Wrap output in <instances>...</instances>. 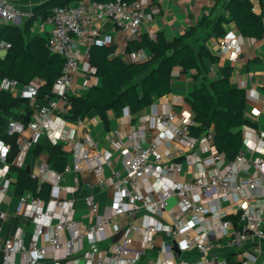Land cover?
<instances>
[{
	"label": "built area",
	"instance_id": "obj_1",
	"mask_svg": "<svg viewBox=\"0 0 264 264\" xmlns=\"http://www.w3.org/2000/svg\"><path fill=\"white\" fill-rule=\"evenodd\" d=\"M145 1L92 0L54 7L41 25L52 24L50 50L65 62L51 95L40 98V85L35 81L25 84L14 78L0 79V89L20 97L31 110L28 122L8 121L7 132L16 136L17 144L12 161V145L0 136V207L12 185L15 171L11 166L24 167L32 147L44 141L52 145L63 142L71 150L63 170L42 161L33 171L40 182L51 184V204L45 205V199L29 191L19 195L23 216L31 217L37 227L28 243L22 228L3 241L0 237L2 264H16L19 254L22 264H46L50 258L53 264L63 260L68 264L80 260L83 264H140L147 249H155L156 235L162 233L171 237L170 243L161 247L169 255L149 259L148 264H229L213 254L220 242L236 249L239 261L234 264H264V130L258 133L256 144L242 147L236 159L229 161L214 144L213 131L199 138L190 135L189 125L195 123L193 111L169 109L153 118L158 134L151 141L142 126L108 136L114 147H122L125 159L122 169L112 167L107 176L106 168L114 161L112 153L91 135L77 139L76 130L68 126L70 95L83 55L89 56L92 45L115 43L114 35L102 31L97 22L115 21L126 32V39L139 38L142 23L152 18ZM33 15V10L21 9L14 0H0V27ZM237 35L230 31L218 42L220 54L231 61L240 59L242 53ZM80 42L85 43L84 51ZM10 47L0 35V49ZM129 58L144 61L147 55L139 49L130 51ZM250 139L244 137V143ZM174 141L184 143L187 149L174 150ZM201 143L207 145L204 156L198 150ZM184 164L198 166L199 173L191 179L182 178ZM210 164L212 168L207 169ZM75 171L93 175L88 187L114 192L113 207L105 212H101L95 195L85 196L89 215L94 217L90 224L75 217L74 200L60 196L68 189L67 176ZM171 198L177 199L180 215L174 223L165 224L157 215L167 209ZM0 216H4L1 211ZM108 232L119 236L103 248ZM174 241L180 254L174 250ZM248 243L252 247L244 248ZM192 253L198 255L193 257Z\"/></svg>",
	"mask_w": 264,
	"mask_h": 264
},
{
	"label": "trees",
	"instance_id": "obj_2",
	"mask_svg": "<svg viewBox=\"0 0 264 264\" xmlns=\"http://www.w3.org/2000/svg\"><path fill=\"white\" fill-rule=\"evenodd\" d=\"M72 1L79 0H46L34 8V15L25 22L23 28L12 24L0 27V35L11 43L6 55L0 57V79L14 78L26 84L38 78L43 81L40 98L51 95L65 59L50 50L48 37L33 31V23L39 18L45 20L52 15L45 13L46 8L52 7L53 11L54 7L67 5ZM226 9L228 15H213V11L204 14L196 27L172 40L163 32H158L156 37L145 33L129 40L128 51L148 49L151 52V56L145 61L128 62L115 53L113 45H92L89 61L100 83L91 85L80 95H70L72 107L66 118L77 121L95 110L105 129L109 130L110 111L118 112L127 108L132 114H136L157 98L170 93L175 68H180L184 73L191 69L200 70L203 54L216 60L205 44H201L199 51H196L188 39L190 34L199 29L206 38L219 36L224 33L225 23L234 22L242 35L264 38V13H257L251 0H228ZM231 72V66L222 67L220 78L213 80L209 86L196 85L188 97L195 120L194 124L189 125L190 135L199 138L213 131L214 144L225 153L229 161L236 159L244 145L242 127L246 124L255 125L244 117L246 90L232 84ZM21 102L24 100L20 97L0 89V136L12 145L10 161L17 153V144L16 136L7 132L8 121L13 118L28 122L30 119L31 110L27 113L15 112ZM35 149L37 155L46 152L48 163L58 171L64 169L70 154V148L63 142L56 145L42 142ZM11 170L17 173V194L29 191L42 199L50 197L51 184L40 182L31 169L12 165Z\"/></svg>",
	"mask_w": 264,
	"mask_h": 264
},
{
	"label": "crops",
	"instance_id": "obj_3",
	"mask_svg": "<svg viewBox=\"0 0 264 264\" xmlns=\"http://www.w3.org/2000/svg\"><path fill=\"white\" fill-rule=\"evenodd\" d=\"M44 1L46 0H14L18 7L23 10H34L36 6ZM80 1L90 2L92 0L72 1L69 4H78ZM251 1L257 13H264V0ZM227 2L228 0H146V10L148 14L152 15V18L146 19L142 23V34L148 33L150 35V33H154L156 37L158 32H163L169 40L181 37L193 27H196L204 14H209L213 11V15H228V10L226 9ZM52 12V7L45 9V13L52 14ZM28 19L30 18L22 17L12 23L6 24H12L23 28ZM42 21L43 20L40 18L34 21L33 31L48 37L53 26L50 23L42 26ZM97 24L102 31L114 35L115 43L113 46L116 48L115 53L124 60L132 62L129 58L130 51L127 50L129 40L126 39V32L121 30L115 21L112 20L99 21ZM230 31H235L238 34L237 40L242 48L240 59L236 61H231L226 56L221 55L218 48L220 38ZM188 39L192 42L196 51H199L201 44H205L216 60H212L210 55L203 54L200 70L191 69L184 73L180 68H175L173 70L172 89L170 93L157 98L151 105L136 114H132L127 108L118 112L110 111L109 130L105 129L101 118L95 110L89 112L83 119L77 121L68 120V126L77 132V139H81L85 134L91 135L102 144L103 149L112 153L114 161L111 167L108 166L106 168L107 176L111 173L112 167L122 169L125 159L122 147H114L108 139L109 135H115L116 132L125 133L131 129L142 126L148 133V141L153 140L158 134V129L154 124L153 118L169 109L176 112L183 110L192 111V107L188 102V97H190L195 86L198 84H206L209 86L213 80L221 77L222 67L224 66L232 67L230 76L232 84L246 90L247 106L244 117L249 122L255 124L254 126L246 124L242 127L244 137L248 136L252 138L250 139L251 142L248 144L244 143L243 148L246 149L248 146L257 143L258 133L264 130V38L246 37L242 35L234 22H229L224 24V33L222 35H213L206 38L204 32H200L199 29L193 34H190ZM79 47L84 51L85 43L80 42ZM7 51L8 49H0V57H4ZM144 52L147 55L145 60H147L151 56V52L148 49H144ZM33 81L40 86L43 83V81L41 80L40 82L38 78ZM99 83L100 79L95 75L94 67H92L89 61V56L84 54L80 63V68L75 76L73 94L80 95L91 85ZM29 110L30 108L27 103L21 102L16 107L15 112L27 113ZM257 112L258 114H256ZM43 143H46V141ZM206 146L205 143H201V145L198 146V150L202 152L203 156L207 154ZM67 147L70 148L69 146ZM35 148L36 146L32 147L27 153L24 166L30 169L32 164V171H34L42 161L48 160V154L46 152L37 155L35 153ZM172 148L174 150L178 148L187 149L184 143L179 141H174ZM247 154L251 156L252 153L247 150ZM69 155H71V150ZM210 168H212V165H207V169ZM199 171L200 169L198 166L184 164V170L180 176L182 178L191 179L194 175L199 173ZM12 178V185L8 193L4 196L3 203L0 207V211L4 213V216H0V237L1 241H3L5 238L14 234L19 228H22L24 230V240L28 243L36 230L37 223L31 217L23 216V207L19 203V194L16 193V172L12 174ZM92 179L93 175L89 173L75 171L67 176L66 184L68 189L60 194L64 199L74 200V215L78 220L86 224H90L94 220V217L89 215L88 208L84 201L87 194L92 193L95 195L101 212L111 209L114 204V192L112 190L100 187H88L87 182ZM173 199V208L163 210L157 215L162 223L172 224L180 215V210L177 207V199ZM45 200V205L51 204L49 203V198ZM107 234L108 238L101 245L103 248H107L119 236L113 233L109 235V232ZM170 241L171 237L166 234L162 233L156 235L155 249H147L146 255L140 264H148L149 259H156L157 257L169 255L167 252H163L161 247L164 244L170 243ZM261 246L264 251V240L261 241ZM243 247L250 249L252 244L248 243ZM192 254L193 257L198 255L197 253ZM213 254H217L220 258L226 259L229 264H234L239 261L236 255V249L227 247L222 242L218 244ZM262 260L263 254L259 257V261L262 262ZM16 264H22L21 254L17 256ZM46 264H53V260L51 258L47 259ZM60 264L68 263L63 260ZM78 264H83V260H80Z\"/></svg>",
	"mask_w": 264,
	"mask_h": 264
},
{
	"label": "rangeland",
	"instance_id": "obj_4",
	"mask_svg": "<svg viewBox=\"0 0 264 264\" xmlns=\"http://www.w3.org/2000/svg\"><path fill=\"white\" fill-rule=\"evenodd\" d=\"M101 144V143H100ZM102 145V144H101ZM31 168H33V165L31 164V167H30V169ZM173 204H174V199L173 198H171V199H169V205H168V207H167V209H172L173 208Z\"/></svg>",
	"mask_w": 264,
	"mask_h": 264
},
{
	"label": "water",
	"instance_id": "obj_5",
	"mask_svg": "<svg viewBox=\"0 0 264 264\" xmlns=\"http://www.w3.org/2000/svg\"><path fill=\"white\" fill-rule=\"evenodd\" d=\"M174 250H175L178 254L181 253V251H180V249H179V246H178V243H177L176 241H174Z\"/></svg>",
	"mask_w": 264,
	"mask_h": 264
}]
</instances>
